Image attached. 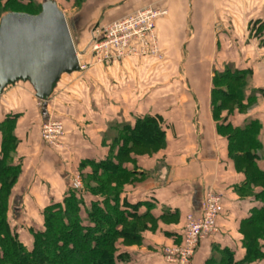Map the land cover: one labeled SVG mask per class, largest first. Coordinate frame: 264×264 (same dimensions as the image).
<instances>
[{
    "label": "crops",
    "instance_id": "0c3cea01",
    "mask_svg": "<svg viewBox=\"0 0 264 264\" xmlns=\"http://www.w3.org/2000/svg\"><path fill=\"white\" fill-rule=\"evenodd\" d=\"M145 8L166 11L156 21L158 48L163 60L145 61L147 66L142 61L136 64L138 62L133 60L129 63L118 60L122 79L116 75L114 94L116 98L128 96L123 86L130 83L132 91L128 99L147 93L143 97L163 99V109L156 108L155 101H149L147 105L138 102L125 109L119 104L106 107L103 114L90 101L81 105L72 99L65 106L60 104L65 135L56 147L42 141L38 133L39 125L52 118L50 98L49 101L38 100L27 82H17L3 90L0 95V157L1 125L7 117L15 115L12 133L16 145L12 163L20 168L11 190L7 219L11 227L27 226L30 222L27 212H40L61 202L71 183L69 176L79 168L81 161L108 157L111 140L106 136L109 130H116V125L132 124L136 116L158 115L163 121L165 149L151 158L133 157L134 162L128 168L137 175L142 174V182L120 195L121 201L139 206L138 214L148 213L157 219L158 226L153 233L142 236L139 246L123 248L129 255V264H167L159 253L160 248L180 241L186 216H198L202 212L207 190L222 196L223 211L217 220L216 234L200 242L189 264H205L213 248L220 246L242 256L240 223L256 204L253 199L237 194L243 177L235 172L228 157L227 139L221 137L218 127L238 129L249 121H258L259 141L263 147L259 166L264 169V114L261 111L264 0H87L84 8L71 16L72 30L74 33L81 30L78 20L84 21V27L97 21L110 23ZM124 67L130 68L131 74L137 68L147 67L148 87L139 84L137 75L125 80ZM225 73L227 77L222 76ZM86 78L89 82L95 79L92 75ZM239 78L248 84L242 106L254 101L255 107L246 111L235 108L214 121L210 105L213 81ZM161 83L162 88L156 86ZM173 84H179L178 90ZM102 93L106 98L107 93ZM173 93L180 98L175 106L171 103ZM161 218L169 223L164 224ZM30 225L37 224L30 222ZM26 235L20 234L19 240L22 236L26 240Z\"/></svg>",
    "mask_w": 264,
    "mask_h": 264
},
{
    "label": "trees",
    "instance_id": "16d2710c",
    "mask_svg": "<svg viewBox=\"0 0 264 264\" xmlns=\"http://www.w3.org/2000/svg\"><path fill=\"white\" fill-rule=\"evenodd\" d=\"M12 4L17 7L34 6V0H7L4 8H0V19L7 13L18 12L12 9L5 11ZM40 11L41 5L35 12L24 13L36 15ZM226 75L228 74L222 76L227 77ZM240 80L213 81L211 104L214 116L224 108L221 104H215L218 99H235L237 103L242 104L244 89L239 88L231 93ZM224 94L227 95L226 99H223ZM16 117H7L1 125L3 137L0 157V264H129V255L123 248L139 246L142 243V231L137 228L136 223L155 224L157 219L148 213L138 214V205L121 201L118 190L109 194L104 185H98L96 190L85 185L84 199L77 192L68 189L61 202L44 209L42 228L32 233V246L27 248L20 242L7 219L11 190L20 173L19 166L12 163L16 145L12 132ZM115 128L116 134L109 146L111 154L109 153L106 159L80 162L79 168H91V172L83 176L85 182L103 178L119 180L133 177L134 172L128 168V165L132 166L134 162L133 151L143 145L161 149L164 144L163 121L158 115L136 116L132 124L116 125ZM218 128L220 135L228 132L224 136L228 142V157L236 169L239 170L244 165L245 173L247 167L252 172V175L245 176L243 183L237 187V194L240 197H252L256 205L240 223L243 255L236 256L235 251L226 246L214 247V255L212 254L205 264H264V239L259 240L260 234L257 232V227L264 225V188L258 194L250 190L251 186L254 189L255 182L264 183V169L259 166L260 153L263 150L259 141L260 123L254 120L238 129L230 126ZM234 151L242 153L236 157ZM88 197L90 198L86 203ZM163 220L164 218H161V221ZM249 228L250 237L244 232ZM252 232L255 236H252ZM181 237L182 232L180 239ZM120 242L124 243L123 248L119 246Z\"/></svg>",
    "mask_w": 264,
    "mask_h": 264
},
{
    "label": "rangeland",
    "instance_id": "374dc122",
    "mask_svg": "<svg viewBox=\"0 0 264 264\" xmlns=\"http://www.w3.org/2000/svg\"><path fill=\"white\" fill-rule=\"evenodd\" d=\"M6 1L7 0H1V2H0V8L1 9L4 8V4L6 3ZM43 1L44 0H34V6L21 5V6L17 7L16 5L12 4L5 11H8V10L12 9V10L18 11L16 13L33 12V11L35 12L36 10L39 9V6L43 3ZM50 1L54 2L57 5L58 9L65 16V20L67 22V26H68L69 32L71 34V38H72L73 45H74L76 54L78 56L79 62H81V64L84 65L85 68L83 70H79L78 72H75V73H73L71 75H64V76H62L60 78L59 82L55 86L54 91L52 93L54 95L53 99H51L52 94L49 97L50 98L49 100L52 102L50 104V105H52L51 106V108H52L51 109L52 110L51 111L52 118L51 119H47L46 121L42 122L39 125V128H38V133H39V138L40 139H41L40 131H41L42 125L46 124L49 120L50 121H59L62 124L63 133L60 136L59 140L57 141V144L55 143L53 145L60 146V142H61L60 140L65 135V122H64V119H63V116H62L63 112H62V110H60L61 109L60 104L65 106V104H68L69 101H72V99L75 100V102H78L81 105H83V103L87 104V102L90 101V103L92 105H95V108H96L97 111L101 110L102 112L103 111H107L105 109L106 107H112L113 108V107H115V105H118V104L120 106L122 105V107L125 109L127 106L131 107L133 104H136V103L139 104L141 102H142V104H140V105H143V104L147 105V103H149V101H155V104H156L155 107L156 108H159V109H163L164 108L163 99H158V98L152 99L151 97L150 98L143 97V95H144L143 92L141 93V95L135 97L136 99H133V100L128 99L127 97L130 96L129 94H131V91H132L130 83L129 84L125 83L124 86H123L124 87V92H127L128 96L126 94L125 97H121V96L119 98L115 97L116 95L114 94V92L116 91L115 90L116 89L115 88L116 81H118V79H120L121 76H122L121 72H119L121 65L118 67V65L116 63L117 60H114V62L108 63V64H106V63H102L101 65L96 64L95 63L96 60L94 59L92 61V59H91V58H94V57L89 52H87L88 51L87 45H88L89 38H90V33L89 32L92 31L93 29H100L102 26H104L106 24H109V23H103V22L101 23V22L97 21V22L92 23L91 25L89 23V24H87L84 27V21L80 22V20H78V23L81 24V27H80L81 30H79V33H74L73 30H72V26L71 25L73 23V19H71V16L74 15L75 11L76 12L81 11L84 8L87 0H50ZM26 14H28V13H26ZM29 15H32V14H29ZM97 41L100 42L101 39H98ZM157 43H159V42L157 41ZM158 50H159V48H158ZM122 60L123 61H128V63L130 62V60H133V61L138 62L136 64H140V62L142 61L143 63L142 62L141 63L144 64V66H147V63L145 61L151 60V61H155V62L157 61L158 62V61H161L163 59H162V55L160 54V51H158L157 54L152 55L151 57L135 58V57L127 56L125 58H121L120 62ZM128 63L125 62L124 65L128 66ZM143 69L144 70L141 69L142 70L141 71V70H139L137 68V69H135L134 73H132V74H131L130 68H128V70L126 69L127 72H126L125 76H127V78L124 77L125 80L128 79L129 76H131V75H137V78L140 76V79L138 81L139 84H141L142 86L148 87V85H149L148 82H147V77H148L147 76L148 75L147 70H148V68L147 67H143ZM157 71H160V70H157ZM90 75H92L93 78L95 77L93 82H89V80L87 78L85 79L86 76H90ZM105 75L107 76V79H105ZM116 75L119 76L118 79H116L117 78ZM105 80L107 81V83H106ZM247 85L248 84H245V82L240 81V82H238V84H235V89L234 90L232 89L231 93H234V92L238 91L239 88L245 89L247 87ZM156 86H159V87L162 88L163 84L162 83L161 84H157ZM174 86H175V90H178L179 84H173V87ZM212 86H213V84H212ZM213 88H214V86H213ZM213 88H212V90H213ZM140 90H142V89H140ZM101 91H103V92L105 91L107 93V97L106 98H104V93L101 94ZM111 92H113V93H111ZM145 95H147V93H145ZM226 97H227V95L224 94L223 95V99H226ZM142 98H145V99H142ZM179 99L180 98H176L175 94L173 93V97L171 99L172 105L173 106L178 105L179 102H180ZM49 100H47V101H49ZM211 101H212V96H211ZM105 102L108 103V104H106ZM215 104H221V106L224 107V108L222 110H219L220 112L216 113V116L213 115L214 116V118H213L214 121H218L221 118V115H223L225 113H229V112L232 113V110L235 109V108L237 110L246 111L250 107L251 108L255 107L254 101L248 103L247 106H242V104L240 102L237 103L235 101V99L234 100L232 99L230 101L229 100L218 99V100H216ZM210 105L212 107V104H210ZM262 106L263 107H261V111L264 114V93H263V105ZM103 114H104V112H103ZM227 133H228L227 131L224 132V134H222L221 137H224L225 134H227ZM114 134H116L115 130H109L108 133H107L108 136H106V137L108 138V140H111L113 138ZM50 146H52V145H50ZM109 146H110V143L108 144V153L111 154ZM164 146H165V142H164V144H163L161 149L153 148V147L149 148V147L143 145V146H140L139 148H136L135 151H133V156L135 154V157H149V158H151V157H154L156 155H160L161 151L163 149H165ZM233 153H234V156L237 157L238 155H241L242 152L234 151ZM128 166H130V165H128ZM85 168L86 167L75 168L76 171L71 173L70 176H69L70 179H71V183H70L68 189H71V190L77 192L82 198L86 194L83 191V189L85 188V185L87 186V188H93L95 190L97 189L98 185H104L105 187H107V192L109 194H113L115 190L116 191L117 190L120 191V194H122V193H124L126 191L131 190L132 188H136V185H138L140 182H142V179H141L142 176H140L142 174L137 175L136 173H134L133 177H129V178L126 177V178L119 179V180H117V179L106 180V179L103 178V179L97 180V181L96 180H94V181L88 180L87 182H85L84 178H83L84 174H89L91 172V168H88L86 172L84 171ZM245 168H246V166L243 165L242 168H240L238 170V169H236V167L234 165L235 172L240 174L243 177V180H244L245 176H249L250 177L252 175V172L249 169V167H247V171H246L247 173L244 172ZM253 188L254 189H252V186H251L250 190L251 191L253 190V192L258 194V192H261V191L264 190L263 189L264 188V183L263 182H255ZM210 191L211 190H207L206 193L203 196L204 204H205V196ZM217 195L220 197V200H221V202L223 204L222 196L219 195V194H217ZM243 197H245V196H243ZM89 198L90 197L86 198V203H88ZM249 198L252 199V197H249ZM258 202L260 203V201H258ZM203 208H204V205H203ZM43 211H40V212H27L26 213L28 221L34 222L37 225L33 226V225H30V222H27V226H15V225H13L11 227L17 233L18 236L20 234H22V235L25 234L26 235V233H27L26 240H24V236H22L23 237L22 239L20 238L21 243L24 244L26 247L30 248L32 246V233L36 232V231H39L42 228L43 213H44ZM13 213L14 212H12V214ZM12 214L10 215V218H11ZM200 215H201V213L198 216H194L192 214H188L186 216V218H185L184 227H185L189 217H191V218H199ZM163 222H164V224L169 223L168 221H163ZM136 226H137L138 229H140L142 231L141 232V236H144L146 233H153V231H155L158 228L156 223L155 224H152V223L149 224V223H146V222H137ZM184 227L182 229V233L184 231ZM249 230H251V229L250 228L249 229H245L244 232H245V234H247V236L250 237V233H249L250 231ZM257 232H259V234H260V235H258L260 237L259 240L264 239V225L263 226H262V224L259 225V227H257ZM239 234L241 235L242 232H240ZM252 236H255V234L253 232H252ZM207 238H209V237H207ZM200 242L198 244V247L201 244ZM241 242H242V240H241ZM183 243H184V238L181 237V239H180V241L178 243H174V244H170V245H163V247L160 248V252L159 253L164 258V261L167 264H176V263H170V262H168L166 260V256H167L166 253H165L166 250L181 248L183 246ZM123 244H124L123 242H120L119 246L121 248H123L125 246V245L123 246ZM132 246L133 245L128 246V247H132ZM125 247H127V246H125ZM198 247H197V249H198ZM240 250L243 251L241 248H240ZM195 252H194V254H195ZM194 254H193V256H194ZM212 254L214 255V253H212ZM193 256L188 261V264L192 260Z\"/></svg>",
    "mask_w": 264,
    "mask_h": 264
},
{
    "label": "water",
    "instance_id": "95a60500",
    "mask_svg": "<svg viewBox=\"0 0 264 264\" xmlns=\"http://www.w3.org/2000/svg\"><path fill=\"white\" fill-rule=\"evenodd\" d=\"M79 71L65 16L44 0L36 15L10 12L0 19V95L27 82L40 101H47L63 75Z\"/></svg>",
    "mask_w": 264,
    "mask_h": 264
},
{
    "label": "built area",
    "instance_id": "2783aa9c",
    "mask_svg": "<svg viewBox=\"0 0 264 264\" xmlns=\"http://www.w3.org/2000/svg\"><path fill=\"white\" fill-rule=\"evenodd\" d=\"M166 11L145 8L138 10L124 18L102 26L100 29L90 31L87 49L95 59L96 64L112 63L127 56L135 58L151 57L158 53L156 35V21L164 16ZM101 39L100 42L97 40ZM77 55V54H76ZM79 70L85 68L79 62ZM63 133L59 121H48L42 125L40 136L48 145L57 144ZM223 210L220 197L210 191L205 196L204 208L199 218L189 217L182 238L181 248L166 250V260L170 263L188 264V261L197 250L200 241L216 234L217 220Z\"/></svg>",
    "mask_w": 264,
    "mask_h": 264
}]
</instances>
